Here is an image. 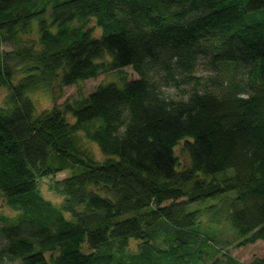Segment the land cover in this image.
<instances>
[{
  "label": "trees",
  "instance_id": "16d2710c",
  "mask_svg": "<svg viewBox=\"0 0 264 264\" xmlns=\"http://www.w3.org/2000/svg\"><path fill=\"white\" fill-rule=\"evenodd\" d=\"M1 45L0 264H245L227 224L264 242V0H0ZM124 68L39 113L28 96ZM65 171L55 204L40 185Z\"/></svg>",
  "mask_w": 264,
  "mask_h": 264
},
{
  "label": "rangeland",
  "instance_id": "374dc122",
  "mask_svg": "<svg viewBox=\"0 0 264 264\" xmlns=\"http://www.w3.org/2000/svg\"><path fill=\"white\" fill-rule=\"evenodd\" d=\"M89 28H92L94 35L99 36L101 30L96 26L95 21L91 20L89 23ZM11 49L10 46L1 45L0 53L3 51H9ZM196 76L201 77H210L212 76L210 73L203 71L202 68H198L196 72ZM120 77H124V80L130 81L137 79L136 74L130 68H124L120 71V75L117 73H108L102 74L95 79L83 81L77 83L75 85L69 87H63L61 90H57L53 88L51 91L46 89H38L36 91L31 92L28 96L31 103L34 105L36 113L42 112L44 110L49 109L53 104L60 105L65 101H72L79 98H85L90 92H92L98 85L108 84V83H119ZM187 89H183L186 91ZM182 89H174L169 88L164 91V94L172 99H179L183 96ZM5 97V90H0V106L2 105L3 99ZM71 121V120H70ZM87 145L91 148V150L95 153L97 157H101L97 147L93 144L87 143ZM183 143L178 144V146L174 149V153L180 163V166L187 167V157L186 154L182 151ZM69 175L68 172H62L56 174L52 179H44L40 185L41 194L51 202L55 204H59L61 199L50 193L48 190L49 183L51 181H57L64 179ZM214 203V202H213ZM212 203V204H213ZM205 204V203H203ZM203 204L193 205L195 208H200ZM0 211L4 214L12 215L7 209L2 208ZM235 232L232 230L230 225H223L219 230V238L218 240L221 242H229L228 245L223 246L224 252H226L231 257L235 258L240 263L248 264L252 262L254 259L264 258V242L257 241L252 245H246L244 247H238L237 244L239 241H234ZM138 242L131 241L129 244L128 251L131 253L137 252Z\"/></svg>",
  "mask_w": 264,
  "mask_h": 264
}]
</instances>
